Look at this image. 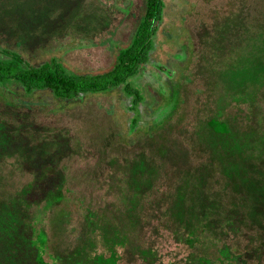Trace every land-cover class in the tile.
Wrapping results in <instances>:
<instances>
[{
	"label": "rangeland",
	"instance_id": "1",
	"mask_svg": "<svg viewBox=\"0 0 264 264\" xmlns=\"http://www.w3.org/2000/svg\"><path fill=\"white\" fill-rule=\"evenodd\" d=\"M162 2L147 59L128 78L141 95L133 107L121 86L76 99L0 86V264H37L34 253L42 264L67 263L86 239L104 251L90 218L106 203L141 219L152 264H264V0ZM144 6L0 0V47L30 64L55 58L74 73H102ZM209 118L228 132L213 133ZM112 157L145 166L119 174V191L108 181ZM37 171L53 187L21 219V199L8 196L45 186ZM200 201L214 204L205 218L244 217L240 229L196 223ZM176 223L192 231L191 247L168 228ZM116 251V264H143Z\"/></svg>",
	"mask_w": 264,
	"mask_h": 264
},
{
	"label": "trees",
	"instance_id": "2",
	"mask_svg": "<svg viewBox=\"0 0 264 264\" xmlns=\"http://www.w3.org/2000/svg\"><path fill=\"white\" fill-rule=\"evenodd\" d=\"M162 8V0H145L143 14L136 25L130 43L115 52L111 68L102 73H74L63 67L55 58L37 65L30 64L19 52L0 47V86L15 83L27 93L45 89L58 99H76L81 95L103 93L121 86L123 92L131 97L130 106L133 107L140 100L141 95L138 89L131 87L128 78L134 75L140 69V65L147 59L152 37L161 18ZM206 125L213 133L219 135L228 132L225 122L215 118L206 120ZM123 160L124 162H120L117 157H112L108 163L112 169L109 172L108 181H110L111 187L115 188L116 191H119L121 186L118 184L120 182L119 174L125 175L128 173V168L129 170L138 169L142 171L141 169L145 167L141 166L142 164L140 163L137 166L133 160L129 164L127 159ZM36 178L38 179L36 180L37 182L45 178L47 184L41 186V188L38 185H34L35 182L25 184L8 196L12 199H21L22 204H18L21 209V219L28 215L24 212L26 206L29 212L33 203L35 204L38 200L43 199L46 192L53 187V183L51 184L50 180L43 177V172L37 171ZM200 198L202 199V195ZM211 202L200 201V203L197 202L191 206L198 214H196V223L216 224L226 222L224 224L230 230L238 231L240 229L239 222L244 217L236 213L234 215L226 213L227 216H224L223 220L220 219L221 221L214 219L215 217L205 218L208 206H214L213 202ZM16 212H19V209H16ZM90 222L92 225L91 232L96 233L101 238L103 250L105 249L104 251L107 253L104 254V251L94 252L93 241L86 239L83 242L84 247L76 252L75 258L67 263L61 262V264H116L119 257H121L116 251L117 246L122 247L124 250L123 255H125L128 262H133L137 259L143 264H152L155 261L154 250L150 246H144L140 241V237L137 236L141 230V219H134L127 213L125 214L119 206L106 203L92 212ZM20 227L21 225L17 229H20ZM168 228L175 234L176 240L182 241L189 247L192 246L193 240L189 237L192 231L187 229V225L176 223L168 226ZM41 233L45 235L43 231ZM44 237L46 242V236ZM17 244H19V249L23 246L19 238ZM88 251L92 252L89 253ZM33 257L36 259L37 264H42V260L36 253H34ZM13 260L16 261L15 257ZM19 264L22 263L19 262Z\"/></svg>",
	"mask_w": 264,
	"mask_h": 264
}]
</instances>
